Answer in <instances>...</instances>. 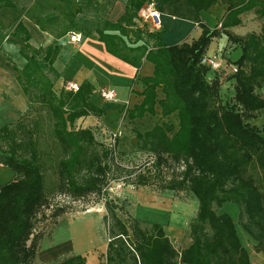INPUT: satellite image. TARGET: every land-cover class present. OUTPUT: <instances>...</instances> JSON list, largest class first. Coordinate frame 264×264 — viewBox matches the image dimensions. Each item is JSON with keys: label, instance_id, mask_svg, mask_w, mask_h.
<instances>
[{"label": "trees", "instance_id": "obj_1", "mask_svg": "<svg viewBox=\"0 0 264 264\" xmlns=\"http://www.w3.org/2000/svg\"><path fill=\"white\" fill-rule=\"evenodd\" d=\"M88 1H84L85 6H89ZM147 1L130 0L115 22L105 21L103 29L97 30L98 39L108 53L135 68L142 59L153 65L150 76L139 78L142 99L127 115L129 119L153 115L157 105L166 119L142 133L133 129L132 135L136 149L151 154L158 173L171 162L182 163L180 170L162 178L161 187L187 190L196 198V210L188 224L190 243L176 248L159 223L143 225L122 204L106 199L102 222L108 240L99 264H253L236 223L217 207L225 202L238 205V224L253 250L264 255V135L262 128L247 122L264 109V0H186L193 7L200 34L189 42L167 46L160 44L158 31H146L150 42L137 44L143 33L139 28L132 43L126 40L132 19ZM153 1L160 5L171 0ZM217 3L225 11L217 24L209 26L200 12ZM2 6L13 7L15 2L0 0ZM249 12L261 20L259 31L234 33L231 28L240 25L241 16ZM25 14L35 18L43 31L67 20L66 13L55 14L37 3ZM54 15V20L46 21ZM20 30H24L21 24L14 31L0 25V47ZM221 35L241 50L232 62L235 72L227 77L232 80L233 94L226 99L221 95L218 75L208 79L210 69L202 63L210 43ZM21 38L25 44L19 52L26 63L17 80L29 106L15 122L0 128L4 144L0 165L14 172L11 180L0 184V264H36L39 242L45 234L36 230L38 216L56 225L68 210L64 202L52 204V196L64 194L71 200L91 194L103 196L111 180H117L110 176L115 145L98 141L91 128L73 126L79 117L104 113L89 101L92 86L84 82L75 92L56 95L53 81L58 75L52 63L58 47H48L39 57L41 50L29 44L28 34ZM157 89L163 94L161 98ZM43 127L49 128L51 149L57 150L53 161L48 160L52 150L50 154L42 146ZM154 174H138L136 183L147 184L152 176H158ZM51 264L86 263L77 254Z\"/></svg>", "mask_w": 264, "mask_h": 264}, {"label": "crops", "instance_id": "obj_2", "mask_svg": "<svg viewBox=\"0 0 264 264\" xmlns=\"http://www.w3.org/2000/svg\"><path fill=\"white\" fill-rule=\"evenodd\" d=\"M84 1L85 0H14L15 6L0 7V25L4 30L14 31L19 24H21L24 29L19 31L18 36H13L4 41L0 47V127L5 123L15 122L29 106L28 98L22 92L21 86L17 80V75L26 63V60L19 52L20 47L25 44L21 38L25 32L29 36V44L34 48H40L41 55L39 57L44 55V51L48 47H58L52 63V68L58 75L53 81V88L64 89L63 86L68 81L75 82L79 86L84 82L90 84L92 86V91L89 95V101L102 108L106 118H111L109 115L112 114L114 117L109 122L117 124L115 127V125L106 123L102 117L88 115L77 119L76 128H91V125L97 126L102 123L107 129L115 130L118 128L119 122L124 123L127 119L126 123H131V127H134L142 133L145 130L151 129L155 124H159L166 120L161 116L160 109L157 105L153 115L145 114L140 118H126L127 113L125 110L132 109L133 106L138 104L142 99V96L139 94L143 87L139 78L150 76L153 72V65L149 61L142 59L139 68H135L118 57L108 53L103 42L98 39L97 30L103 29L105 21L115 22L122 15L124 9L130 4V0H89V6H85ZM34 3L39 4L49 11L55 12V14L66 13L67 20H61L49 31L41 30L36 24V19L30 18L25 14L26 9ZM94 4L97 5V8H94ZM156 6L161 15L162 23V27L158 31L160 32V44L167 46L181 42H189L198 37L200 28L196 25L194 18L195 13L188 1L171 0ZM209 10L215 13L214 19L205 16L203 11L200 12V17L209 26H214L222 17L225 7L217 3L210 7ZM55 18L56 15L47 18L46 21H52ZM132 20L133 24L130 26L131 31L127 35L128 37L126 36V40L132 43L134 39L133 33L139 28L143 33L136 43L139 44L144 41L150 42V39L145 36V32L148 31L146 26L141 24L137 25L134 18ZM212 20H215L213 21L214 23H211ZM255 20L256 18L253 13L249 12L243 14L241 16V24L232 27L231 30L237 34H244L236 31L238 27L243 26L247 28L246 32L255 31L252 27ZM63 30L64 34L57 37L56 34ZM108 32L116 33V31ZM77 34L80 35V40L72 41L71 36ZM211 44L213 46H211ZM220 48V40L217 38L208 46L205 55L212 57L214 54H220L222 55L223 63L221 69L215 71L210 70L212 74L207 77L209 79L214 74H217L221 81V85L226 83L227 86H229L227 82L232 80L227 77L231 73L230 66L233 65V61L228 57L227 50L237 47L229 45L226 40L223 48L221 50ZM41 64L43 65V63ZM49 76L52 78L51 74H49ZM99 86H102V88H113L115 93L117 92L116 99L113 101L104 100L100 96L99 90L101 88ZM156 92L158 98L163 96L160 89H157ZM108 111L112 112L109 113ZM118 112L121 113L120 118L117 117L116 113ZM82 121H87L89 125L87 126L84 123L81 124ZM124 134V136L130 135L126 130H124ZM13 177L14 172L12 170L0 165V184L8 182ZM230 209L232 213H237L236 211L238 209L239 214V208H237L235 204H231ZM230 209L228 214L231 216ZM84 215L85 214H80L76 216ZM182 217L181 215L177 217L176 220L178 224L183 222ZM100 218L102 219L101 215ZM58 224L53 228L50 234H44L41 237L35 257L36 264H51L55 261H61L77 254L84 257L86 264H99L101 260H103L108 240L106 234L102 231L103 228H100V241L96 244L88 242L91 245L84 247L85 245H83V241L81 242L79 237L71 239L67 233L63 239H55L54 231ZM243 233L246 237L247 244L250 246V248H246V250L249 253L252 263L264 264V255L256 253L253 250L252 242L247 234L245 232ZM189 243L190 238L188 234V243L181 248L186 247Z\"/></svg>", "mask_w": 264, "mask_h": 264}, {"label": "rangeland", "instance_id": "obj_3", "mask_svg": "<svg viewBox=\"0 0 264 264\" xmlns=\"http://www.w3.org/2000/svg\"><path fill=\"white\" fill-rule=\"evenodd\" d=\"M209 9L203 11V14L210 19H214L215 13L213 11H210ZM213 21L215 20H212L211 23H214ZM260 25L261 20L256 19L252 27L256 32H258ZM236 31L239 33H245L247 31V28L243 26L238 27ZM217 39L220 40L221 50L226 43V37L224 35H221ZM212 44L211 46H213ZM227 53L231 61H234L240 55L241 51L240 48L237 47L228 49ZM211 74L212 72L209 71L207 73V76H210ZM231 82L232 81L230 80L227 82L229 83V86H227L226 83H223L221 85V95L223 99H226L233 94V86ZM100 88H102V86ZM53 89L56 95H60L62 93L66 96L67 93L72 92L65 89H57L55 87ZM32 106L34 109L33 113L37 116V104L35 103V101H33ZM128 110H125L126 113H128ZM108 112L111 113L112 111ZM116 114L117 117H121L120 112ZM98 117H102V119L110 125H115V127L117 126L116 123L109 122L114 117L112 114L109 115V117L111 118H106L104 113H102ZM126 118H128V115H126ZM76 121L77 119L75 120L73 125L75 128L77 127ZM126 121L127 119L124 121V123L119 122V126L115 130L107 129L102 123L97 126H90L94 132L95 138L98 141L102 142L106 146L112 144V147H114L115 145L114 149L117 151V154L113 158V160L110 161L112 171V174L110 173V176H116L117 180H111L109 186L106 187L103 196L91 194L79 200H71L64 194L52 196L50 198L52 204L56 202H64L66 206H68L67 212L59 217L57 221V224H59L54 231V238L61 240L64 238V236H66L67 233L69 238L71 239L79 237V239H81V242L83 241V245H85L84 247L91 245L88 242L95 244L98 243L100 241L101 235L99 234L101 233L100 228H103L102 231H104L103 233L105 234L104 225L102 224V219L100 218V215L102 216L105 213L103 202L106 199H111L114 200V202H116L117 204H122L125 207V210H127L128 214L134 215L138 220L142 222L143 225L159 223L163 227L172 244L176 248H181L188 243V224L191 218L194 216L196 210V198L193 197V195L187 190L163 189L161 187V184L162 178L180 170V165H182V163L171 162V165L168 167V169L163 168L158 173L156 166H154L151 161V154L147 151L136 149L135 138L131 133L135 128L131 127V123H126ZM171 121L176 125L175 117L172 116ZM247 122L251 125H256L262 128L261 134L264 135V109L260 110L256 116L247 118ZM83 123L87 126L89 125L87 121H82L81 124ZM124 130H126V132H129L130 135L124 136ZM113 132H118V137H116L115 140H113L111 136ZM43 133L44 138L41 140L42 146L47 148L50 154L52 150V154L50 157L51 159L48 160L53 161L54 155L56 154L57 150L56 148L51 149V147H53V142L50 139L51 135L49 128L43 127ZM1 148H4V144L2 141H0V149ZM148 172L152 174L157 173L158 176H152L150 182L147 184L138 185L136 183V176L138 174H147ZM51 178H53V176L49 174L48 179L51 180ZM231 204H235L238 208V205L236 203L225 202L221 206L217 207V211L219 213H229ZM147 207L161 210L163 213H165V216L158 218H148V216L146 217L144 214V210L147 209ZM230 212L233 221L236 223V229L240 236L241 243L245 248L249 249L250 246L246 242V237L243 233L244 231L237 222L238 209L236 211L237 213H232V210ZM45 214L49 215V211L47 209L45 210ZM80 214L85 215L76 216ZM179 215L183 216V222L180 224H178L176 220ZM38 218L39 219L36 223V230H42L45 234H50L53 228L57 225H53L51 219L49 218L41 219V217L39 216Z\"/></svg>", "mask_w": 264, "mask_h": 264}, {"label": "built area", "instance_id": "obj_4", "mask_svg": "<svg viewBox=\"0 0 264 264\" xmlns=\"http://www.w3.org/2000/svg\"><path fill=\"white\" fill-rule=\"evenodd\" d=\"M135 22L141 25H145L149 32L159 31L162 27L161 15L157 9V6L153 0L147 1L142 8L139 10L137 17L134 19ZM72 41H79L80 35L71 36ZM202 63L209 67L210 70H219L222 67L223 58L222 55H213L212 57L204 56L202 58ZM236 67L234 65L230 66L231 73L235 72ZM64 89L67 91L75 92L78 90L79 85L75 82L68 81L64 84ZM100 96L106 101H113L116 99V93L113 88H101L99 90ZM113 140L118 137V132H113L111 134ZM112 147V144L108 145Z\"/></svg>", "mask_w": 264, "mask_h": 264}, {"label": "bare ground", "instance_id": "obj_5", "mask_svg": "<svg viewBox=\"0 0 264 264\" xmlns=\"http://www.w3.org/2000/svg\"><path fill=\"white\" fill-rule=\"evenodd\" d=\"M144 214L145 216L148 218H158V217H164L165 213H163L161 210H157L155 208H149L147 207V209L144 210Z\"/></svg>", "mask_w": 264, "mask_h": 264}]
</instances>
